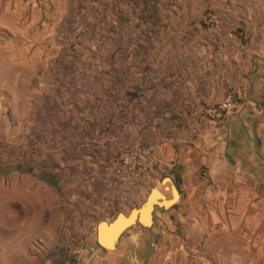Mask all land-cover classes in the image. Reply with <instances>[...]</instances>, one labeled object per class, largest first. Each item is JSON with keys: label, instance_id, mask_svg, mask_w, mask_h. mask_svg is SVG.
Masks as SVG:
<instances>
[{"label": "rangeland", "instance_id": "obj_1", "mask_svg": "<svg viewBox=\"0 0 264 264\" xmlns=\"http://www.w3.org/2000/svg\"><path fill=\"white\" fill-rule=\"evenodd\" d=\"M260 5L0 0V21L6 24L0 27L2 60L22 61L10 73L0 66V232L18 234L28 227L29 248L57 257L69 244L80 248L93 239L99 222L129 213L153 187L160 188L165 175L157 174L155 164L152 172L124 164L134 144L151 146L105 112L97 76L112 70L115 56L143 50L145 41L161 38L171 25L242 23L245 9ZM51 176L59 189L43 181ZM260 257L264 263V244Z\"/></svg>", "mask_w": 264, "mask_h": 264}, {"label": "crops", "instance_id": "obj_2", "mask_svg": "<svg viewBox=\"0 0 264 264\" xmlns=\"http://www.w3.org/2000/svg\"><path fill=\"white\" fill-rule=\"evenodd\" d=\"M259 1L241 14L242 23L171 25L161 38L145 41L143 50L115 56L112 70L97 76L102 108L149 143L157 174L172 182L176 170L178 203L157 211L149 231L126 233L111 252H103L94 235L80 248L69 244L57 257L45 256L29 248L28 227L18 234L1 231L0 264H264L258 262L264 244ZM1 48L0 66L10 73L22 61L2 60ZM236 89L242 92L237 110L222 123H209L205 109ZM47 180L59 189L54 176Z\"/></svg>", "mask_w": 264, "mask_h": 264}, {"label": "water", "instance_id": "obj_3", "mask_svg": "<svg viewBox=\"0 0 264 264\" xmlns=\"http://www.w3.org/2000/svg\"><path fill=\"white\" fill-rule=\"evenodd\" d=\"M167 182L169 186H167ZM159 186L160 188L153 187L147 194L144 201L137 208L131 209L129 213L125 214L119 212L111 221H101L97 224L96 242L98 247L101 248L103 252L114 251L121 238L133 229L149 231L154 225L155 213L157 211L166 212L165 207H161L160 202L152 196L154 192L162 197V199H168L166 202L172 201L175 196H177V201L180 200L179 189L170 181L160 179ZM166 194L169 195V198H166ZM174 206L175 205L171 206L169 210H171ZM119 218H121L122 221L119 220ZM146 221L148 223H146ZM108 246L112 248V250H107L106 247Z\"/></svg>", "mask_w": 264, "mask_h": 264}, {"label": "built area", "instance_id": "obj_4", "mask_svg": "<svg viewBox=\"0 0 264 264\" xmlns=\"http://www.w3.org/2000/svg\"><path fill=\"white\" fill-rule=\"evenodd\" d=\"M212 23V19L207 20V24ZM241 98V92L228 95L218 103L208 106L204 111V116L212 125L222 123L237 110ZM260 104L264 107V96L261 98ZM123 162L133 171L139 170L152 172V168L154 167L152 151L139 144H134L132 149L125 156Z\"/></svg>", "mask_w": 264, "mask_h": 264}, {"label": "bare ground", "instance_id": "obj_5", "mask_svg": "<svg viewBox=\"0 0 264 264\" xmlns=\"http://www.w3.org/2000/svg\"><path fill=\"white\" fill-rule=\"evenodd\" d=\"M166 191H167V190H166ZM169 191H170V189H169ZM152 196H153L156 200H158V201L160 202V206H161V207H162V206L165 207V211H168L169 208H170L171 206L175 205L176 202H177V196H175V197L172 199V201H170V202H166L168 199H162V197H160L159 195H157L156 192H154ZM143 211H144V209H143ZM144 212H145V211H144ZM119 220L122 221L121 218H119ZM146 223H148V222L146 221ZM106 249H107V250H110V249L112 250V248H110L109 246L106 247Z\"/></svg>", "mask_w": 264, "mask_h": 264}, {"label": "trees", "instance_id": "obj_6", "mask_svg": "<svg viewBox=\"0 0 264 264\" xmlns=\"http://www.w3.org/2000/svg\"><path fill=\"white\" fill-rule=\"evenodd\" d=\"M170 176H172V184L173 185H175L177 188L180 186V180H179V178H178V175H177V173H176V170H172L171 171V174H170ZM162 179H167L166 178V176L164 177V178H162ZM52 180V179H51ZM43 181H45L47 184H49V185H52V183H50L51 181L50 180H47V178L45 177V178H43ZM54 181V180H53ZM95 239H96V229H95ZM96 245V244H95Z\"/></svg>", "mask_w": 264, "mask_h": 264}]
</instances>
